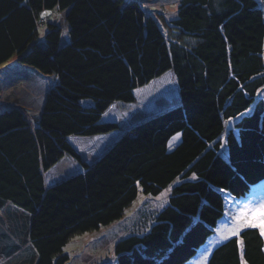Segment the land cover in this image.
<instances>
[{
  "label": "trees",
  "instance_id": "1",
  "mask_svg": "<svg viewBox=\"0 0 264 264\" xmlns=\"http://www.w3.org/2000/svg\"><path fill=\"white\" fill-rule=\"evenodd\" d=\"M164 26L140 0H0V66L16 60L53 80L40 111L0 108V264H22V239L31 264H67L75 235L121 222L141 194L165 189L168 205L116 243L114 260L185 264L222 218L223 192L239 198L264 180L258 0H181ZM168 72L179 104L126 130L104 121ZM115 133L94 163L70 143ZM66 157L79 170L51 175ZM208 264H264L259 230L219 245Z\"/></svg>",
  "mask_w": 264,
  "mask_h": 264
},
{
  "label": "rangeland",
  "instance_id": "2",
  "mask_svg": "<svg viewBox=\"0 0 264 264\" xmlns=\"http://www.w3.org/2000/svg\"><path fill=\"white\" fill-rule=\"evenodd\" d=\"M149 14L158 19L162 27L164 21L171 20L181 0H140ZM260 7L264 11V0H258ZM52 16V14H51ZM62 17L56 16L55 21H60ZM168 31V30H166ZM63 33V38L66 37ZM52 78L37 74L31 68L19 64L16 60H11L0 66V108H4L7 104L21 105L28 109L40 111L42 103ZM53 81V80H52ZM137 102L127 105L121 102L113 104L106 114L105 122H117L121 125V130H126L134 123H140L161 112H164L180 103L177 86L172 72L166 73L162 78L151 82L145 88L135 91ZM123 132V131H122ZM120 133L97 138H80L73 137L70 139L72 146L80 152L81 155L89 162L94 163L95 160L112 144ZM181 134L173 136L168 144V150L172 151L181 142ZM66 166L64 167L63 165ZM63 166V169L61 167ZM57 172L51 175L60 177L74 174L79 170L70 157H66L59 166ZM65 174V175H64ZM54 180V179H53ZM56 180V179H55ZM53 182V181H52ZM51 182V183H52ZM170 189H165L157 197H144L142 194L137 202L126 212L125 218L111 227L102 228L97 232H89L85 234H77L68 243L65 251L70 255L67 264H103L106 262L116 264L114 260V248L116 243L131 234L142 232L140 229L150 222L154 213L162 211L169 202ZM224 193L225 209L222 218L219 220L214 229V233L209 237L206 243L201 246L197 254L185 264H208L213 251L219 245L225 243L232 238L240 239L243 230L248 229L242 227L239 235L233 236L230 230L239 221L235 217L245 208L259 212L264 209V180L253 185L250 192L242 197H234L228 192ZM7 233L13 234V226L10 224L5 226ZM10 229V230H8ZM227 230L228 238L225 239L222 233ZM9 236V235H8ZM264 240V237H262ZM23 241H17L22 246L16 262L22 264H31L34 256V249L31 252L29 246ZM13 243L14 239H12ZM6 243V242H5ZM4 245V244H2ZM4 247V246H2ZM27 250V251H26ZM29 252V253H28ZM0 260H5L2 256ZM22 260L24 262H22Z\"/></svg>",
  "mask_w": 264,
  "mask_h": 264
},
{
  "label": "snow or ice",
  "instance_id": "3",
  "mask_svg": "<svg viewBox=\"0 0 264 264\" xmlns=\"http://www.w3.org/2000/svg\"><path fill=\"white\" fill-rule=\"evenodd\" d=\"M42 16H51L50 12H44L42 13ZM235 219L239 221V224L235 225L231 230L230 233L233 236L239 235V231L242 227L247 228H253L258 229L259 234L264 237V209H262L259 212V215L257 216V213L253 209H249L245 207L236 217ZM224 235V238H228L227 230L225 233H222ZM242 244V241H241ZM68 249H65L67 251Z\"/></svg>",
  "mask_w": 264,
  "mask_h": 264
}]
</instances>
